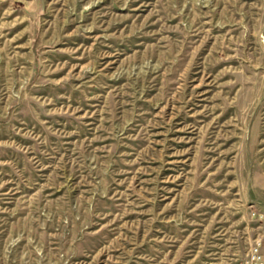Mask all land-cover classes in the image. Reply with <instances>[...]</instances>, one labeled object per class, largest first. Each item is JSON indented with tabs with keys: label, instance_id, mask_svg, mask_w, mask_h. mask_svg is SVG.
I'll return each mask as SVG.
<instances>
[{
	"label": "rangeland",
	"instance_id": "rangeland-1",
	"mask_svg": "<svg viewBox=\"0 0 264 264\" xmlns=\"http://www.w3.org/2000/svg\"><path fill=\"white\" fill-rule=\"evenodd\" d=\"M258 244L264 0H0V264Z\"/></svg>",
	"mask_w": 264,
	"mask_h": 264
},
{
	"label": "built area",
	"instance_id": "built-area-1",
	"mask_svg": "<svg viewBox=\"0 0 264 264\" xmlns=\"http://www.w3.org/2000/svg\"><path fill=\"white\" fill-rule=\"evenodd\" d=\"M250 264H264V254L262 253L260 244H258L254 248L252 252Z\"/></svg>",
	"mask_w": 264,
	"mask_h": 264
},
{
	"label": "bare ground",
	"instance_id": "bare-ground-1",
	"mask_svg": "<svg viewBox=\"0 0 264 264\" xmlns=\"http://www.w3.org/2000/svg\"><path fill=\"white\" fill-rule=\"evenodd\" d=\"M70 26H72L73 27V24H70ZM73 39V38H72Z\"/></svg>",
	"mask_w": 264,
	"mask_h": 264
}]
</instances>
